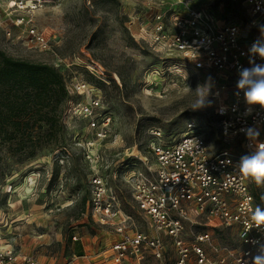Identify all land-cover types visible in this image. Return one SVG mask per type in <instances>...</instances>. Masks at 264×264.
<instances>
[{
    "label": "rangeland",
    "instance_id": "obj_1",
    "mask_svg": "<svg viewBox=\"0 0 264 264\" xmlns=\"http://www.w3.org/2000/svg\"><path fill=\"white\" fill-rule=\"evenodd\" d=\"M32 1L36 0H27L29 5ZM36 2L38 7L31 11L11 12L0 0V23L9 16L26 19L21 27L11 19L5 21L9 22L10 35L0 26V51L59 68L69 100L59 119L62 129L53 138L43 136L44 129L39 131V124L34 126L30 140H21L20 134L8 138L0 133L1 221H14L10 230L4 231L17 241L18 250L47 264H111L106 250L113 233L85 216L93 167L104 170L123 209L134 216L139 229L147 230L148 224L134 203L124 174L130 169L147 170L148 164L138 155L146 152L150 128L182 133L192 124L205 136L212 151L223 146L236 152L245 150L236 138H225L220 132L215 112L219 101L214 90L221 78L214 71L195 69L180 50L169 48L166 39L160 37L157 41L154 33L158 25L163 23L166 32H174L176 15H185L188 8L206 9L219 12L223 21L237 23L247 33L249 13L243 0ZM30 25L45 33L56 53L69 58V67H58L53 53L40 51L27 42L26 26ZM259 31L253 30L255 35ZM85 65L97 69L96 73ZM73 76L86 81L88 89L81 93L69 90ZM229 81L228 89L233 91L236 85L232 83L238 79ZM205 84L211 85L206 106L194 110L196 89ZM92 101L98 102L95 112L108 120L110 133L104 140L96 138L88 128L89 117L80 111V105ZM92 145H100L102 163L87 159L96 154ZM249 183L256 205L264 209V186L250 178ZM75 232L83 243L73 241ZM224 235L222 240L218 238L226 244L230 241ZM165 253L163 261L147 257L141 263L124 264H176L175 249L169 243Z\"/></svg>",
    "mask_w": 264,
    "mask_h": 264
},
{
    "label": "built area",
    "instance_id": "obj_2",
    "mask_svg": "<svg viewBox=\"0 0 264 264\" xmlns=\"http://www.w3.org/2000/svg\"><path fill=\"white\" fill-rule=\"evenodd\" d=\"M36 1L29 5L27 0H4L6 10L11 12L36 9ZM243 3L249 13L247 33L241 25L223 21L219 12L188 8L185 15L174 17V32H166L165 25L160 23L154 35L157 41L160 37L166 39L171 50H180L195 69L214 71L221 78L214 90L219 101L215 112L220 119V132L225 138L240 141L244 152H236L228 146L212 151L205 136L192 124L182 133L150 128L146 152L138 155L148 164L147 170L130 169L124 174L131 185L134 203L148 224L147 230L139 229L134 216L123 209L118 192L104 170L93 167L85 216L113 233L106 250L111 264L141 263L147 257L163 261L168 243L175 249L176 264H252L259 244H264V231L254 227L248 231L247 225L257 205L249 178L239 170L240 158L247 153L249 144L240 129L257 128L260 141H264V110L252 106L250 114H245L249 106L244 92L236 86L233 91L228 89L229 79H239L241 68L264 64V59L250 52L252 44L261 38V32L255 35L253 30L264 25V0H243ZM8 19L20 27L26 20L9 16L5 21ZM5 21L1 20L0 26L10 35L9 22ZM26 33L29 44L54 54L58 67H69V58L53 50L43 31L30 25L26 26ZM85 67L96 73L97 69L91 65ZM70 82L72 92L88 89L87 82L78 77L73 76ZM94 106H98L97 101L80 105V111L89 117L88 128L96 138L104 140L110 133L108 120L104 121ZM221 108L226 109L224 114H220ZM226 124L229 125L228 136L225 135ZM92 147H96V154L87 159L94 164L102 163L100 145ZM2 219L0 217V225ZM229 229L232 233L224 235V230ZM223 235L230 242H221ZM72 239L78 241L81 237L75 232ZM257 241L259 244L254 243ZM0 264L44 263L18 250L0 227Z\"/></svg>",
    "mask_w": 264,
    "mask_h": 264
},
{
    "label": "trees",
    "instance_id": "obj_3",
    "mask_svg": "<svg viewBox=\"0 0 264 264\" xmlns=\"http://www.w3.org/2000/svg\"><path fill=\"white\" fill-rule=\"evenodd\" d=\"M68 100L65 77L59 68L0 51V133L4 137L20 134L21 140H30L34 126L39 124V131L44 129L42 135L53 138L62 129L59 119Z\"/></svg>",
    "mask_w": 264,
    "mask_h": 264
},
{
    "label": "clouds",
    "instance_id": "obj_4",
    "mask_svg": "<svg viewBox=\"0 0 264 264\" xmlns=\"http://www.w3.org/2000/svg\"><path fill=\"white\" fill-rule=\"evenodd\" d=\"M261 38L256 40L250 52L257 54L261 59H264V25L259 26ZM210 79V78H209ZM211 85L205 84L196 89L197 99L193 104V109H201L206 106V97L209 94ZM236 87L244 92L245 103L249 106L245 114H250L252 106H259L264 110V64H253L251 68H241L239 70V79ZM239 95V91L236 93ZM226 109L221 108L220 114H224ZM225 125V135L229 133ZM246 134V139L249 141L247 145L248 151L240 158L239 170L245 176L250 178L258 186H264V141H260V131L257 128L248 127L240 129ZM235 135V133H232ZM257 142H259L257 146ZM264 200V195L261 196ZM256 228L264 231V209L257 206L252 212L250 222L247 225L248 231ZM259 244V242H254ZM252 264H264V244H259L257 254L252 257Z\"/></svg>",
    "mask_w": 264,
    "mask_h": 264
},
{
    "label": "crops",
    "instance_id": "obj_5",
    "mask_svg": "<svg viewBox=\"0 0 264 264\" xmlns=\"http://www.w3.org/2000/svg\"><path fill=\"white\" fill-rule=\"evenodd\" d=\"M0 217H2V216H0ZM3 218V217H2ZM13 222L14 221H11V223L10 222H8L7 224H6V222H5V224H2V225H0L1 226V230L3 231V234H4V236L5 237H7L8 238V240L13 244V245H15V246H17V241L15 240V239H13L10 235H8V234H6L5 233V229H8V230H10V226L13 224ZM3 223V222H2ZM9 227V228H8ZM82 238V237H81ZM16 241V242H15ZM77 242V241H76ZM78 242H81V243H83V241H81V239L80 240H78ZM86 248V247H85ZM98 249V248H97ZM23 252V251H22ZM23 253H26V252H23ZM26 254H28V253H26ZM76 259V257L74 258V260ZM40 260V259H39ZM40 261H42V260H40ZM44 264H47V263H45L44 261H42Z\"/></svg>",
    "mask_w": 264,
    "mask_h": 264
}]
</instances>
